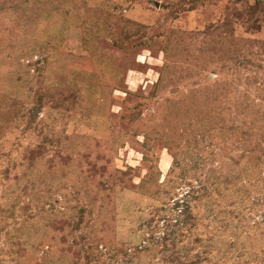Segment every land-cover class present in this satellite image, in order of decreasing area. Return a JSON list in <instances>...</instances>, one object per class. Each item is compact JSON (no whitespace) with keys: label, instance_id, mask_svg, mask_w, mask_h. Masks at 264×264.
Wrapping results in <instances>:
<instances>
[{"label":"rangeland","instance_id":"1","mask_svg":"<svg viewBox=\"0 0 264 264\" xmlns=\"http://www.w3.org/2000/svg\"><path fill=\"white\" fill-rule=\"evenodd\" d=\"M0 264H264V0H0Z\"/></svg>","mask_w":264,"mask_h":264}]
</instances>
